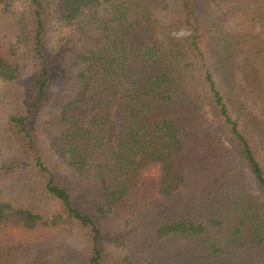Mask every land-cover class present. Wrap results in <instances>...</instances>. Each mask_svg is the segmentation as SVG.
<instances>
[{"label":"trees","instance_id":"16d2710c","mask_svg":"<svg viewBox=\"0 0 264 264\" xmlns=\"http://www.w3.org/2000/svg\"><path fill=\"white\" fill-rule=\"evenodd\" d=\"M0 13L14 30L0 82L35 68L4 119L15 156L0 165V235H79L78 264H264V122L239 97L234 71L242 56L244 83L264 103V0H239L236 31L207 0H0ZM50 14L74 27L54 92ZM151 165L161 209L134 237L109 239V215ZM118 245L130 246L120 261Z\"/></svg>","mask_w":264,"mask_h":264},{"label":"rangeland","instance_id":"374dc122","mask_svg":"<svg viewBox=\"0 0 264 264\" xmlns=\"http://www.w3.org/2000/svg\"><path fill=\"white\" fill-rule=\"evenodd\" d=\"M207 1L209 12L223 21L233 31H236L231 19V9L237 5L239 0ZM163 15V9L156 11V16L159 20H163ZM56 20L53 14L48 16L49 22L45 35V47L49 55L51 54L52 65L50 92L56 91L63 84L65 54L70 49L74 38V35H71L74 33V27L60 25ZM186 33L187 31L182 28L174 34L176 36H184ZM13 42V18L7 14L0 13V53L6 54ZM241 65L242 56H239L234 61L239 97L245 103L247 109L264 122V103L260 101L256 93L251 92L246 87L242 77ZM28 68L27 76L23 80L12 84L0 82V165H5L6 160L15 156V153L10 152V143L12 141L7 140V134L5 132L2 133V130L4 131L5 128V117L8 114L16 113L20 108L18 97L28 89L26 79L34 75V66L30 63ZM205 111V116L211 119L209 111ZM40 124H42V121L38 119L35 125L38 129H36V133L39 137V145L43 150L44 157L47 159L46 136L41 130L42 128L39 127ZM2 134L4 135L3 137ZM109 134L112 138V145L116 147L119 142V136L116 128L112 125L109 127ZM158 177V165H151L143 171L138 187L109 215L107 231L114 232L108 235L109 239L115 236L122 237L120 239H128L129 236L134 237L140 230V226L145 223V219L153 217L156 210L161 209L162 200L157 192ZM4 181L13 182L12 176L8 175ZM178 198H182V196L179 194L174 200L177 202ZM82 240L79 235L68 236L66 233L62 234L51 229L31 232L8 229L0 235V260L4 264H78L84 251ZM129 249L130 246L126 248L121 245L110 246V252L117 261H120ZM180 258L175 260L178 262L169 264H179Z\"/></svg>","mask_w":264,"mask_h":264}]
</instances>
